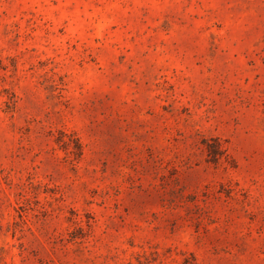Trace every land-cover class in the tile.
<instances>
[{
	"label": "rangeland",
	"instance_id": "rangeland-1",
	"mask_svg": "<svg viewBox=\"0 0 264 264\" xmlns=\"http://www.w3.org/2000/svg\"><path fill=\"white\" fill-rule=\"evenodd\" d=\"M0 264H264V0H0Z\"/></svg>",
	"mask_w": 264,
	"mask_h": 264
},
{
	"label": "trees",
	"instance_id": "trees-1",
	"mask_svg": "<svg viewBox=\"0 0 264 264\" xmlns=\"http://www.w3.org/2000/svg\"><path fill=\"white\" fill-rule=\"evenodd\" d=\"M219 145H215L211 147L212 149H209V154L213 157V159L217 160V157L221 155L220 149L218 147Z\"/></svg>",
	"mask_w": 264,
	"mask_h": 264
}]
</instances>
